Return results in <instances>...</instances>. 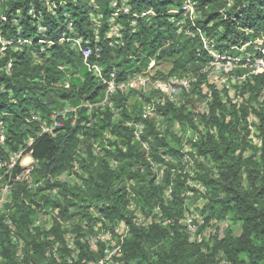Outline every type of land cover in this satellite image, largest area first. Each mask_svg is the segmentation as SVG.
Returning a JSON list of instances; mask_svg holds the SVG:
<instances>
[{
  "label": "trees",
  "instance_id": "16d2710c",
  "mask_svg": "<svg viewBox=\"0 0 264 264\" xmlns=\"http://www.w3.org/2000/svg\"><path fill=\"white\" fill-rule=\"evenodd\" d=\"M109 1L53 0L52 14L43 0H0V183L7 180L4 172L10 155L24 148L31 151L35 161V180L45 179L44 189L52 188L49 178L70 169L75 160L86 174L84 188L63 186L57 198L43 194V187L30 191L22 183L12 186L4 211L0 212V264H68L64 259L68 249L60 248L62 257L58 260L44 254L51 245L46 240L50 234L62 240L55 218L48 231L31 228L42 204L47 202L44 206L58 208L63 220L73 217L69 209L78 207L81 212L85 203L94 205L112 221L125 218L128 234L118 240L122 264H264V104L255 111L262 145L257 148L258 154L254 151L245 159L241 154L251 147L241 125L247 107H227L213 93L206 115L196 111L198 100L179 108L170 104L164 108L163 116L169 121L192 124L194 116H198L202 124L216 131V135L202 136L196 145L199 154L216 165L217 175H200L206 197L204 204L195 208L207 220L226 223V228L220 239L190 241L180 222L186 189L182 176H172L171 163H166L159 182L148 166L144 172L134 167L144 161L145 151L123 123L137 118L138 104L130 106V113L122 99L115 101L113 107L120 109L118 119L113 118L109 107L100 110L93 106L90 111L80 107L82 101L98 102L104 88L85 69L81 55L69 44L60 43L59 38L71 22L74 31L89 41L93 52L99 49L98 62L107 69L114 67L117 77L141 72L151 59L157 66L168 63L166 69L156 70L157 76L182 75L198 70L206 56L198 54L196 38L177 35L170 22L169 10L178 8L180 0H129L132 11L152 8L155 14L137 19L120 15L116 19L118 37L107 38V19L112 13ZM196 1L195 23L215 40L218 48H229L264 32V0H233L230 6L227 0ZM96 16L101 22L97 40L92 21ZM246 29L250 31L248 35L244 34ZM90 61H96L95 55ZM65 83H69L68 88ZM245 89L252 98L264 91V74L254 76ZM70 106L77 107L76 114L68 113L66 119H60L61 127L54 135L40 133L41 120ZM227 114L231 116L228 120ZM146 123V134L151 137L150 156L162 161L160 153L177 154L169 144V132L160 134L150 122ZM105 133L116 137L117 142L107 139L114 146L111 150L104 147ZM29 140L32 142L27 147ZM94 144L101 147L103 154H93ZM79 150L86 156L79 155ZM110 159L119 162L116 169L110 168ZM200 168L206 169L202 165ZM18 169L16 166L13 172ZM169 184L172 193L164 200L163 192ZM129 196L143 210L159 204L173 223L148 227L132 223L127 210ZM6 217L15 223L14 234L23 241L21 258L15 255L17 246L3 223ZM228 222L239 224L238 234L228 228ZM99 255L79 247L74 264H89Z\"/></svg>",
  "mask_w": 264,
  "mask_h": 264
},
{
  "label": "built area",
  "instance_id": "2783aa9c",
  "mask_svg": "<svg viewBox=\"0 0 264 264\" xmlns=\"http://www.w3.org/2000/svg\"><path fill=\"white\" fill-rule=\"evenodd\" d=\"M2 1V0H1ZM52 14H55V3L53 0H43ZM233 0H227V5L230 6ZM109 5L112 8V13L107 19L106 37H118L119 23L116 19L120 15H129L133 18H143L153 16L155 14L152 8L134 12L131 10L129 0H110ZM196 0H180L178 8H171L169 13L172 14L170 22L175 27L177 35H183L190 38H196L199 42L198 54H205V62L196 71H187L182 75H168L165 78L156 75V70L161 69V65L155 64V60L151 59L147 67L138 73L129 74L126 77H117L116 69L111 67L107 69L103 67L98 59L100 52L95 48L94 52L89 45V41L78 35L72 26L71 22L66 25V32H63L59 38L60 43L69 44L70 48L81 55L82 64L85 69L94 77V79L103 86V96L95 103L82 101L80 107L83 106L87 110H91L93 106L100 107L103 110L109 107L113 113V118L118 119L119 110L113 107V103L118 99L127 105V111L132 112L130 107L133 103H137V118L135 120H126L123 125L129 127L132 132L134 141L141 145L145 151L142 162L137 163L140 172L145 171V167L150 168L151 173L155 176V181L159 182L162 178L164 169L168 166L166 163L173 165L172 176L181 175L186 186L183 206V214L180 218L181 224L188 235L190 241L199 243L202 241H210L212 238H222L226 228V223L206 219V216L196 210L195 206L190 207L188 201L195 199L197 205H203L206 197V189L198 180L197 165H211L212 162L208 158L199 154L197 143L201 137L207 134L216 135L215 129L207 127L199 121L198 116H194L192 124H181L175 131L177 141H179L178 154L160 153L162 161L154 159L149 154V143L151 139L146 133L147 123L150 122L154 129L163 134L164 126L159 124V120L163 118L164 108L167 105H172L175 108L182 107L188 101H197L196 111L202 115H206L209 110L210 103L213 100V93H217L221 101L227 106L235 105L237 107H247V113L241 121L244 130L242 133L246 135V141L249 145L256 149L262 145L263 138L259 130V119L255 111L262 109L264 104V91L260 92L252 98L250 92L245 89L246 84L252 81L254 76L264 74V32L255 35L246 41H239L232 44L229 48H218L213 38H210L206 33L195 23L197 17ZM174 14H179L177 18ZM65 15V14H64ZM94 27V39H98V31L101 27L99 17L92 19ZM41 32H43L41 30ZM250 31L246 29L245 35ZM95 55L96 61H90V57ZM8 65L7 67H9ZM65 88L69 87V83H65ZM77 107H67L51 112L48 120L40 121V133L54 135L55 130L61 127L60 119H66L68 113L76 114ZM241 116V113L239 114ZM230 114L226 115L227 120ZM74 121V119H73ZM264 130V128H263ZM3 140V136L0 137ZM107 139L111 142L116 141V137L104 134V147L107 150L114 148L108 144ZM32 140L27 142V147L30 146ZM117 142V141H116ZM93 154H103L101 147L98 144L92 146ZM78 154L85 157V153L81 150ZM119 162L116 159L109 160L111 169H116ZM171 165V166H172ZM5 175L7 176L0 188V212L4 211V206L9 200V194L12 186L15 183H22L27 190L33 191L36 188L43 187L42 193L56 197L59 190L63 186L67 187H82L84 188V180L86 174L80 167V162L75 160L70 169L63 173L49 178V183L54 184L52 188H46L45 179L40 178L35 180L33 172L35 171V161L32 158L31 151L27 148L20 149L12 153L9 160L5 164ZM18 171L13 172L15 167ZM129 191V185L126 187ZM172 193V185L163 192V199H169ZM49 211L45 212V222L43 224L40 218H35L31 224V228H37L41 231H48L52 228L53 218L60 224L62 240L57 239L50 234L46 240L51 242L49 248L45 251L46 257H51L58 260L61 255L60 248L69 250L65 256V261L68 264H74L79 256V247H84L89 252L99 253L96 260L89 264H122L121 251L118 240L128 234V223L125 218L118 221H112L98 210L94 205H88L84 218L77 226L71 230L64 228L69 220H63L59 217L58 208L54 206L48 207ZM44 210V209H43ZM129 217L132 223L148 227L152 224L166 226L172 224V218L164 216L159 204L143 210L129 196L127 206ZM71 214L74 213L69 209ZM81 212L83 210H80ZM126 217V216H125ZM211 220V221H210ZM3 223L9 228L13 242L16 244L15 255L22 257L23 241L14 234L15 223L10 217L3 219ZM31 229V230H32ZM221 264H225L221 262Z\"/></svg>",
  "mask_w": 264,
  "mask_h": 264
},
{
  "label": "rangeland",
  "instance_id": "374dc122",
  "mask_svg": "<svg viewBox=\"0 0 264 264\" xmlns=\"http://www.w3.org/2000/svg\"><path fill=\"white\" fill-rule=\"evenodd\" d=\"M161 65V69H166L167 67H168V63H162V64H160ZM158 67V66H157ZM119 117H120V115H119ZM159 124L161 125V126H164V129H163V134L164 133H166V132H169L168 134H167V138L170 140V146L173 148L174 147V149H176L177 150V154H178V146H179V141H177V138H176V136H175V131L176 130H178L177 128L181 125V123L179 124L178 123V121H169V119H167L165 116L163 117V118H161L160 120H159ZM251 147H247V149L246 150H244L243 152H242V157H244V159L245 158H247L248 156H250V155H253L252 153L255 151L256 152V154H258V150L254 147V146H252V145H250ZM238 151H240V150H238ZM238 153V152H237ZM177 154H175L176 156H177ZM174 155V154H173ZM197 167V179L198 180H200V175H203L204 174V172L205 173H209L211 176H216L217 175V168H216V165L214 164V163H212L211 165H207V166H205V165H203L202 164V167H205L206 169H202V168H200V166H196ZM210 169V170H209ZM209 170V171H208ZM154 174V173H153ZM1 186H2V184L0 183V188H1ZM52 196V195H51ZM58 196H56V198H57ZM55 198V199H56ZM48 203V202H47ZM47 203H43L42 204V207L40 208V210H39V212L37 213V216H36V218H40V220L41 219H43L44 218V215H46V214H44L45 212H48L49 211V209H48V207H45L44 205L45 204H47ZM188 204H189V206L190 207H192V206H195V205H197V201H196V199H191L190 201H188ZM85 207H86V209H87V207H88V204L87 203H85V204H83ZM192 205V206H191ZM44 206V207H43ZM44 209V210H43ZM86 209L84 208L83 209V211L82 212H78V210H79V208L77 207H75V209L73 210L74 211V215H73V217L67 222V223H64L65 224V226H64V228L67 230H71L72 231V228H74L75 226H77L78 224H79V222L80 221H82L83 219H81V218H84L83 217V214L86 212ZM211 221V220H210ZM41 222L43 223V224H45V222L43 221V220H41ZM81 223V222H80ZM228 225H229V229L230 230H232L233 231V233L234 234H238L239 233V230H240V227H239V224L237 223V222H228Z\"/></svg>",
  "mask_w": 264,
  "mask_h": 264
}]
</instances>
